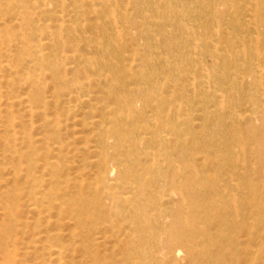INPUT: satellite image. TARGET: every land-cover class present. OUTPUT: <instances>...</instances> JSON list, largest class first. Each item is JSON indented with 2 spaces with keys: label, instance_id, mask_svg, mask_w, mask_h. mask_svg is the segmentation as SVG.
I'll use <instances>...</instances> for the list:
<instances>
[{
  "label": "bare ground",
  "instance_id": "obj_1",
  "mask_svg": "<svg viewBox=\"0 0 264 264\" xmlns=\"http://www.w3.org/2000/svg\"><path fill=\"white\" fill-rule=\"evenodd\" d=\"M3 100L0 264H27L25 193L41 224L79 230L62 244L46 225L37 264H264V0H0ZM103 225L125 233L118 260L98 250ZM240 229L249 244L226 243Z\"/></svg>",
  "mask_w": 264,
  "mask_h": 264
},
{
  "label": "rangeland",
  "instance_id": "obj_2",
  "mask_svg": "<svg viewBox=\"0 0 264 264\" xmlns=\"http://www.w3.org/2000/svg\"><path fill=\"white\" fill-rule=\"evenodd\" d=\"M187 66V67H186ZM183 67L187 70L188 69V63L185 61L184 63H183ZM3 104V105H2ZM5 103H4V100H3V102H0V108H4V105ZM2 106V107H1ZM26 107L27 106H25V105H21V108L20 107H18L20 110H23L22 111V113H21V118H25V119H22V120H24V121H30V117L28 116V114L27 113H24L25 111V109H26ZM50 107V109H49V112L50 113H52V111L54 110L53 109V106H49ZM17 108V109H18ZM53 110H52V109ZM80 114V112H74V115H79ZM24 115V116H23ZM71 116L73 115V114H70ZM73 115V116H74ZM194 115H195V117L196 118H199V116H198V114H196V113H194ZM72 116V117H73ZM29 119V120H28ZM77 119H79V118H77ZM73 120V119H72ZM72 120L70 121V123H69V129L67 130V131H64L63 132V134H65V133H67V135H65V138H69L68 140H70V142L72 143V142H76V143H80V141L84 138V137H86L87 135H89L88 133H86V128H81L76 122L75 123H73L72 122ZM34 121H35V125H34V129H33V131H32V133L34 134V135H36V139H40L41 137H39V135L41 136V134H43V132H44V129H43V127L41 126V122L39 121V119L38 118H35L34 119ZM37 121V122H36ZM29 123V122H28ZM41 127V128H40ZM41 131H43V132H41ZM74 131V132H73ZM41 132V133H40ZM73 132V133H72ZM80 132V133H79ZM70 134V135H69ZM86 135V136H85ZM67 136V137H66ZM68 140H66V141H68ZM40 146L42 145V144H39ZM43 146V145H42ZM81 146V147H80ZM76 147H79V148H82L83 147V145L82 144H77V145H73L72 147H71V149L72 150H75V148ZM1 140H0V154H2V152H3V149H2V151H1ZM72 154H73V156H76V157H73L72 156ZM72 154H70V158H69V160L68 161H66V164H64V165H66L68 168H69V172H70V174H73V175H71V177L72 178H77V177H79L80 175H86L85 177H84V179H85V186L87 185V183L88 182H90V180H91V178H88V177H91V175H93V173H94V169L93 170H91V169H89V168H84L83 167V165H82V163H80V160L79 159H77V156H81V154H80V152H78V151H74V152H72ZM0 156H2L0 159H2L4 156H3V154L2 155H0ZM79 156V157H80ZM73 158V159H72ZM72 159V160H71ZM5 161H6V163H8L9 162V160L8 159H5ZM8 161V162H7ZM75 162V163H74ZM77 162V163H76ZM42 163V162H41ZM8 167H10V166H8ZM7 166L5 167V172H4V174H5V178L3 179V180H0L1 182H0V188H3L4 190L7 188V190L8 189H11L12 187H11V185H13L12 183H10V180H11V182H12V175H11V173H12V168L10 169V168H8ZM78 168V169H77ZM10 169V170H9ZM7 170V171H6ZM42 171V170H41ZM210 173H212V172H210ZM37 175H38V173H37ZM39 175H41V172H39ZM8 176H9V178H8ZM255 178H258V176L256 175L255 176ZM45 180L46 179H48L47 177H45L44 178ZM4 180H6V181H4ZM8 180H9V182H8ZM8 182V183H7ZM22 184H21V186L24 184V178L20 181ZM259 183H260V181H258V179H257V181H255V184H258L259 185ZM6 185V186H5ZM10 185V186H9ZM6 187V188H5ZM11 187V188H10ZM23 187V186H22ZM71 188V187H70ZM69 188V189H70ZM2 189V190H3ZM1 189H0V191H2ZM70 192H71V194H73L71 197H72V199L74 198V194H75V192H76V189H74V188H71L70 189ZM25 193V192H24ZM83 193H89V190L86 188V187H84V191H83ZM24 199H22L21 200V202H20V217L21 218H23L22 220H24V221H28V227L26 228V227H24V229H21L20 231H19V234L20 235H18L19 236V242H20V247L23 249H26V251L28 252V254H24L23 253V256L21 257V259L24 261V262H26L27 264H37V263H39V261L37 260V258H36V256H34L33 254H31V250H32V247L34 246V244H37L39 247L42 245V244H44V242H39V240L40 241H43L44 239H45V237L47 236V234H48V232L46 233V231H48L49 230V232H53V233H56V232H58L61 236V238L62 239H60L59 241L62 243V244H71L72 242H73V240H75V238H74V233H78L79 232V230H77V231H75V228L73 227V221L70 219V217L68 218V217H62L61 216V218H60V226L59 227H57V225L55 226V222L57 221V217L55 216V212H53L52 213V215L51 216H53L51 219H49V222H47V223H45V225L43 224H41V222H40V220L41 219H43V217L46 215V214H43L44 216H42V218H41V216L39 217V216H37L35 213L33 214V213H31L28 209L29 208H27V205H29L28 204V201L26 200L27 198H26V193L22 196ZM197 199H199V198H197ZM201 199V198H200ZM23 200H25V202H27V203H24L23 204ZM253 200V199H252ZM23 201V202H22ZM22 205V206H21ZM201 209H203V208H200V210ZM1 207H0V222L2 221V213H1ZM26 211V212H25ZM28 212V213H27ZM203 214V213H202ZM124 215L126 216L127 215V213L125 212L124 213ZM36 218H39L40 220H37ZM113 220H115V217H111ZM35 220H36V224H35ZM116 220H117V218H116ZM39 221V222H38ZM69 221V222H68ZM48 223H50L51 225H49ZM54 223V224H53ZM125 223V222H124ZM124 223H122L123 225H124V227H122V224H119V225H121V229H123V228H125L126 230H124L123 229V231L127 234L128 232H130L129 230H130V225L128 224V221L124 224ZM38 224L40 225V226H38ZM231 224H235L234 222L233 223H231ZM35 225V226H34ZM48 226V230H46L47 229V226ZM62 225V226H61ZM71 225V226H70ZM119 225H118V227H119ZM127 225H129V226H127ZM37 226V227H36ZM50 226H51V228H50ZM108 226V225H107ZM127 226V227H126ZM40 227V228H39ZM46 227V228H45ZM118 227H117V229H118ZM160 227H163V226H160V225H156V229H158L157 231H159V229H160ZM39 229V230H38ZM117 229H115V230H113V232L111 231V229L109 228V227H106V226H101L100 227V230L98 231V233L96 234V236L95 237H98V238H103V237H106L107 239H106V242L105 241H102V239H101V244H99L98 245V250L102 253V255L104 256V257H107L108 259H112V260H118V259H120L121 257H122V255L120 254V252H119V248L118 247H115L114 245H115V241H117L118 240V238L119 239H122L123 238V235L125 234L124 232L123 233H121L118 237L115 235V236H112L114 233H116V230ZM215 229H212V233L213 234H215ZM244 232V231H243ZM242 232V229H240L239 231H236V233H234V234H232L231 235V238L233 239V243L232 242H226V243H231V244H249L248 242H249V239H248V237H247V235L245 236V233H243ZM40 233V234H39ZM53 233H51V234H53ZM42 239V240H41ZM77 240H79V238H76ZM196 241H199L200 242V240H196ZM201 243V242H200ZM225 243V244H226ZM22 245V246H21ZM163 245V244H162ZM239 250L241 251L242 250V246H240L239 247ZM218 255H217V254ZM73 254V256L75 257V259H74V262L76 263V264H79L80 263V259H81V253L77 250V251H75V252H73L72 253ZM213 256V257H212ZM211 256V260H216L217 258H218V256H219V258L218 259H221V253H218V252H216L215 251V253L213 254ZM26 260V261H25ZM37 260V261H36ZM40 260V259H39ZM166 261V263H168V264H187V262H188V259L186 260L185 259V261H183V262H175V261H172L171 259H166L165 260ZM191 260H189V262L188 263H190L191 264V262H190ZM36 262V263H35ZM200 264V262L201 261H197L196 259H193L192 260V264ZM205 262H203V264H204ZM208 262H206L205 264H207ZM211 263H213V262H211ZM211 263H208V264H211ZM226 263H230L228 260H226ZM241 263V261H238V262H231V264H240ZM201 264H202V262H201Z\"/></svg>",
  "mask_w": 264,
  "mask_h": 264
}]
</instances>
